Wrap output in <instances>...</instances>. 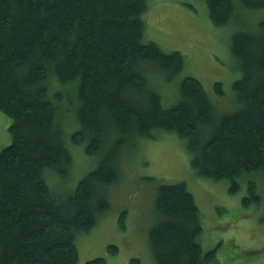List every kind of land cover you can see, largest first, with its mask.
<instances>
[{"label": "trees", "instance_id": "16d2710c", "mask_svg": "<svg viewBox=\"0 0 264 264\" xmlns=\"http://www.w3.org/2000/svg\"><path fill=\"white\" fill-rule=\"evenodd\" d=\"M204 1L214 25L231 20L232 0ZM239 2L264 7V0ZM146 7V0H0V111L11 119V142L0 150V264H77L76 235L109 209L101 187L119 178L115 154L131 134L176 133L197 175L228 179L231 194L239 190L238 176L264 171V19L256 31L232 32L230 53L241 73L232 88L240 105L214 119L209 96L193 76L181 79L177 103L161 105L141 66L165 71L169 79L182 70L184 56L143 39ZM213 87L223 94L221 82ZM66 94L76 106L72 143L95 154L112 133L115 139L74 190L60 196L42 174L49 168L67 176L72 163L51 99L65 104ZM241 202H260L254 182ZM154 204L160 217L149 243L156 264H208L214 250L201 247V214L186 184H158ZM116 252L110 245L108 254ZM105 261L100 256L85 264Z\"/></svg>", "mask_w": 264, "mask_h": 264}, {"label": "rangeland", "instance_id": "374dc122", "mask_svg": "<svg viewBox=\"0 0 264 264\" xmlns=\"http://www.w3.org/2000/svg\"><path fill=\"white\" fill-rule=\"evenodd\" d=\"M232 1L231 20L217 26L209 20L204 0H146L143 39L155 41L164 51H180L184 56L182 70L169 79L165 71L147 64L141 66L148 83L160 93L163 107L179 101V85L184 76L200 80L211 101L214 119L239 107L232 82L241 73L230 53V37L237 28L256 31L258 21L264 19V7L249 9L242 7L239 0ZM52 77L53 73H49L48 82ZM217 81L222 84L223 94L214 91ZM73 97L66 94L65 104L62 101L60 105L51 95L72 163L67 176L60 177L49 168L42 175L51 192L60 196L74 190L78 180L95 167L100 152L115 139L112 133L95 154H87L83 144L72 143L69 134L78 126L73 116ZM70 109L71 112L65 111ZM10 121L0 111V150L11 142ZM209 131L206 128V134ZM115 157L119 178L101 187L109 209L99 216L91 230L76 235L77 264L100 256L105 257V264H156L149 243V230L160 217L154 210L156 189L160 183L180 181L192 192L201 214V247L205 252L214 250L208 264H264V171L238 176L239 190L231 194L228 179L197 175L185 139L163 129H153L150 136L131 134ZM251 181L260 202L244 207L241 198ZM120 216L124 228L119 227ZM110 245L117 246L114 256L108 254Z\"/></svg>", "mask_w": 264, "mask_h": 264}]
</instances>
